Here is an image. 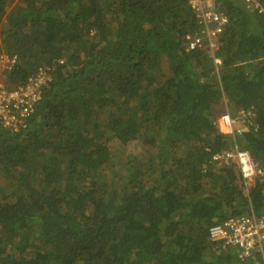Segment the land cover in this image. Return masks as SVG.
Masks as SVG:
<instances>
[{"label":"trees","instance_id":"trees-1","mask_svg":"<svg viewBox=\"0 0 264 264\" xmlns=\"http://www.w3.org/2000/svg\"><path fill=\"white\" fill-rule=\"evenodd\" d=\"M218 2L215 62L187 49L189 0H0L6 85L51 76L25 127L0 124V264H264L208 232L264 215V174L213 159L264 156V12Z\"/></svg>","mask_w":264,"mask_h":264},{"label":"built area","instance_id":"built-area-1","mask_svg":"<svg viewBox=\"0 0 264 264\" xmlns=\"http://www.w3.org/2000/svg\"><path fill=\"white\" fill-rule=\"evenodd\" d=\"M241 1L249 11L264 12V0ZM189 5L202 26V32L196 31L186 36L187 49L206 47L215 59L218 37L228 21L227 17L220 9L218 0H189ZM17 63V55L0 52V124L12 131L26 126V120L41 97L42 88L51 80L49 68L42 66L25 81L10 89L3 75ZM249 117L250 114L243 111L236 118L223 113L215 119V125L222 133L234 135L241 132V121ZM213 159L217 165H236L247 184L264 174L250 152L237 146L214 154ZM208 232L211 238L222 241L223 246L236 247L242 258L255 251H260L264 258V215L248 213L231 216L211 225Z\"/></svg>","mask_w":264,"mask_h":264},{"label":"rangeland","instance_id":"rangeland-1","mask_svg":"<svg viewBox=\"0 0 264 264\" xmlns=\"http://www.w3.org/2000/svg\"><path fill=\"white\" fill-rule=\"evenodd\" d=\"M9 88H13L12 86H9ZM130 149H134V147H130ZM257 164L262 168L264 172V156L261 158H256ZM2 182V179L0 178V183Z\"/></svg>","mask_w":264,"mask_h":264}]
</instances>
